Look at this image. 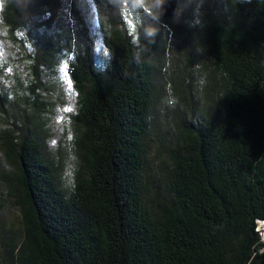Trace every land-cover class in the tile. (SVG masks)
<instances>
[{"label":"trees","instance_id":"obj_1","mask_svg":"<svg viewBox=\"0 0 264 264\" xmlns=\"http://www.w3.org/2000/svg\"><path fill=\"white\" fill-rule=\"evenodd\" d=\"M92 1L0 0V264H264V0Z\"/></svg>","mask_w":264,"mask_h":264},{"label":"rangeland","instance_id":"obj_2","mask_svg":"<svg viewBox=\"0 0 264 264\" xmlns=\"http://www.w3.org/2000/svg\"><path fill=\"white\" fill-rule=\"evenodd\" d=\"M84 4V12L90 23L92 24L94 18H96L97 10L92 0H81ZM92 28V27H91ZM94 37V42L96 47L100 46L102 37L97 32V34L92 32ZM13 44L4 38L0 32V64L8 63L10 61H15L19 56H15L13 60V55L16 52ZM99 51L103 52L102 48H98ZM59 73V86L58 92L56 93L50 87H48V97H50V118L49 123L51 127V137L49 149L52 153H57V150L63 154V162L65 166V174L68 176L73 164V157L71 154V149L69 147V141L72 136V124L70 117L75 111V93L72 90V83L68 80L67 75L64 72V69L60 70ZM261 234H264V230L261 231Z\"/></svg>","mask_w":264,"mask_h":264},{"label":"water","instance_id":"obj_3","mask_svg":"<svg viewBox=\"0 0 264 264\" xmlns=\"http://www.w3.org/2000/svg\"><path fill=\"white\" fill-rule=\"evenodd\" d=\"M178 15V6L172 1H164L161 3L158 17L161 19L173 18Z\"/></svg>","mask_w":264,"mask_h":264},{"label":"built area","instance_id":"obj_4","mask_svg":"<svg viewBox=\"0 0 264 264\" xmlns=\"http://www.w3.org/2000/svg\"><path fill=\"white\" fill-rule=\"evenodd\" d=\"M263 224H264V221H257V229L260 231V234H261V231H262V227H263ZM262 239L264 240V234L262 235Z\"/></svg>","mask_w":264,"mask_h":264},{"label":"bare ground","instance_id":"obj_5","mask_svg":"<svg viewBox=\"0 0 264 264\" xmlns=\"http://www.w3.org/2000/svg\"><path fill=\"white\" fill-rule=\"evenodd\" d=\"M262 230H264V224H263Z\"/></svg>","mask_w":264,"mask_h":264}]
</instances>
